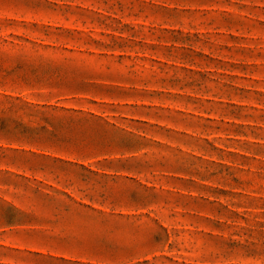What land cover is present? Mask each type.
I'll use <instances>...</instances> for the list:
<instances>
[{
  "label": "rangeland",
  "instance_id": "1",
  "mask_svg": "<svg viewBox=\"0 0 264 264\" xmlns=\"http://www.w3.org/2000/svg\"><path fill=\"white\" fill-rule=\"evenodd\" d=\"M0 264H264V0H0Z\"/></svg>",
  "mask_w": 264,
  "mask_h": 264
}]
</instances>
